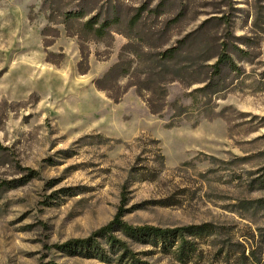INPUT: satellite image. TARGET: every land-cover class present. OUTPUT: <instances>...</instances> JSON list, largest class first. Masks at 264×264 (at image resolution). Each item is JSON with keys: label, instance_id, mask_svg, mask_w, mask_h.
Here are the masks:
<instances>
[{"label": "rangeland", "instance_id": "rangeland-1", "mask_svg": "<svg viewBox=\"0 0 264 264\" xmlns=\"http://www.w3.org/2000/svg\"><path fill=\"white\" fill-rule=\"evenodd\" d=\"M120 210L264 227V0H0V264H108L55 246Z\"/></svg>", "mask_w": 264, "mask_h": 264}, {"label": "trees", "instance_id": "trees-1", "mask_svg": "<svg viewBox=\"0 0 264 264\" xmlns=\"http://www.w3.org/2000/svg\"><path fill=\"white\" fill-rule=\"evenodd\" d=\"M86 17L82 11L65 13L67 22ZM137 21L134 20V24ZM110 27L109 20L101 22L99 16L83 24L85 32L96 38L105 37ZM43 35L46 37L45 33ZM176 51V48L170 49L164 56L171 59ZM226 62L222 59L218 65ZM116 69L112 68L105 78H111ZM96 84L106 90L101 86V80ZM111 98L116 102L121 99ZM124 217L123 210H120L110 223L89 237L69 240L55 246V249L69 256L96 259L108 264H152L147 258L141 257L147 253L134 251L127 241L118 237L120 233L136 245L150 246L152 250L148 253L171 257L177 264H264V227L246 226L242 230L239 226L213 223L178 228L132 226L124 221Z\"/></svg>", "mask_w": 264, "mask_h": 264}]
</instances>
